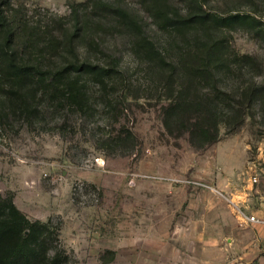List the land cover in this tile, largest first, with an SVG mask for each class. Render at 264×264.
Segmentation results:
<instances>
[{
    "label": "rangeland",
    "instance_id": "obj_1",
    "mask_svg": "<svg viewBox=\"0 0 264 264\" xmlns=\"http://www.w3.org/2000/svg\"><path fill=\"white\" fill-rule=\"evenodd\" d=\"M94 1L125 10L139 28L117 15H94ZM201 1L211 13L257 20L210 32L259 59V75L244 80L253 78L264 90V0ZM167 4L173 13L198 12L195 0ZM0 10L54 29L78 23L80 56L115 65L128 79L107 91L89 83L87 112L47 98L33 120L22 115L0 127V195L30 220L58 228L70 264H149L154 249L190 258L200 249L199 231L217 236L225 264L237 263L242 247L258 249V235L240 216L255 211L264 195V96L237 131L221 125L218 143L196 149L186 137L165 134L161 75L134 44L147 37L176 57L183 44L194 43V33L184 38L162 30L143 0H0ZM61 61L48 55L43 65Z\"/></svg>",
    "mask_w": 264,
    "mask_h": 264
},
{
    "label": "trees",
    "instance_id": "obj_2",
    "mask_svg": "<svg viewBox=\"0 0 264 264\" xmlns=\"http://www.w3.org/2000/svg\"><path fill=\"white\" fill-rule=\"evenodd\" d=\"M195 2L198 12L181 15L169 9L167 0H143L162 30L184 38L195 34L194 43L183 44L176 57L158 49L147 37H139L134 44L141 60L161 75L158 106L165 134L186 137L193 148L204 150L219 142L221 125L229 132L237 131L264 90L255 79L244 80L248 74L259 75V59L231 50L224 39L210 32L257 20L247 14L224 17L208 11L201 0ZM91 8L94 15H117L139 28L121 8L101 1H94ZM59 27L32 23L18 12L6 15L0 10V127L22 115L33 120L47 98L87 112L89 83L107 91L128 82L117 66L80 56L77 42L82 29L78 23L72 28ZM48 55L64 61L46 67L43 61ZM133 136L128 131L127 137ZM59 243L58 228L30 220L11 199L0 195V264H70Z\"/></svg>",
    "mask_w": 264,
    "mask_h": 264
},
{
    "label": "crops",
    "instance_id": "obj_3",
    "mask_svg": "<svg viewBox=\"0 0 264 264\" xmlns=\"http://www.w3.org/2000/svg\"><path fill=\"white\" fill-rule=\"evenodd\" d=\"M259 207L253 211L252 215H264V195L260 196ZM250 214V215H251ZM241 218V217H240ZM245 224V223H244ZM251 226V230L255 235H258L260 245L257 248L242 247L237 252V263L232 261V264H261L264 262V225L246 224ZM179 232V231H177ZM206 233L199 231L197 233L198 245L200 249L197 251L196 256L188 257L186 253L180 254L174 258L168 256L166 253L160 256L158 250L154 249L153 258H151L149 264H225L226 258H221V251L218 245L219 242L213 233L210 236H206ZM166 244V243H165ZM170 245V244H169ZM167 246V245H166ZM175 254V253H174ZM225 256V255H223Z\"/></svg>",
    "mask_w": 264,
    "mask_h": 264
},
{
    "label": "built area",
    "instance_id": "obj_4",
    "mask_svg": "<svg viewBox=\"0 0 264 264\" xmlns=\"http://www.w3.org/2000/svg\"><path fill=\"white\" fill-rule=\"evenodd\" d=\"M251 183L252 185L257 184L258 178L253 177L251 179ZM240 217H242L241 219L245 224L264 225V215L261 216V215H252V214L251 215L242 214Z\"/></svg>",
    "mask_w": 264,
    "mask_h": 264
}]
</instances>
